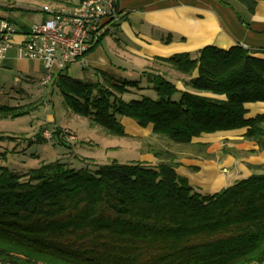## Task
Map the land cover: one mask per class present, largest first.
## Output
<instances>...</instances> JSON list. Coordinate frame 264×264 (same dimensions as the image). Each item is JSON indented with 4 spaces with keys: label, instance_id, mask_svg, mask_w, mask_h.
I'll list each match as a JSON object with an SVG mask.
<instances>
[{
    "label": "trees",
    "instance_id": "16d2710c",
    "mask_svg": "<svg viewBox=\"0 0 264 264\" xmlns=\"http://www.w3.org/2000/svg\"><path fill=\"white\" fill-rule=\"evenodd\" d=\"M237 1L250 14L264 2ZM155 62L182 76L184 89L153 70L142 74L147 88L106 73L86 83L64 71L53 85L71 113L109 135L127 136L126 118L185 146L202 135L246 129L244 139L264 149V114L246 118L245 109L264 102V58L256 51L207 46ZM146 89L156 98L123 99ZM33 109L0 105V119ZM176 167L135 162L103 176L58 162L22 174L0 166V263L264 264V173L205 194ZM256 169L264 171V164Z\"/></svg>",
    "mask_w": 264,
    "mask_h": 264
},
{
    "label": "crops",
    "instance_id": "0c3cea01",
    "mask_svg": "<svg viewBox=\"0 0 264 264\" xmlns=\"http://www.w3.org/2000/svg\"><path fill=\"white\" fill-rule=\"evenodd\" d=\"M41 1L25 0L21 7L0 4V23L7 21L19 34L28 33L34 25L49 19L43 11L44 6L74 10L82 0ZM118 3L122 13L120 20L108 23L105 35L87 54L86 65L73 62L63 70L71 77L75 75L74 79L97 83L102 81L101 73L121 80H131L137 74L140 83L147 82L143 72L153 70L164 74L160 69L168 70L165 65L155 62V58L195 54L207 46L222 50L240 46L256 51L257 56L264 58V2L257 4L248 22L240 20L231 7L219 0H118ZM31 16L38 18L30 25L22 21V18ZM169 36L172 40L166 43L164 40ZM21 41L20 36H15L7 57L0 59V74H12L13 82L17 83L41 81L44 64L21 57L18 48ZM77 63L81 65L82 72L77 70ZM176 85L184 89L180 81ZM11 88L17 87L13 85ZM245 109L246 118H254L264 114V102L247 103ZM47 118L49 122L55 121L51 116ZM121 122L124 128L142 129L135 136L152 134L151 128L143 129L130 119L123 118ZM245 133L246 129H239L193 139L191 145L186 146L193 151L186 150L172 158L177 163V174L200 192L215 194L236 181L264 173L256 169L264 164V149H259L254 141L244 139ZM225 141L227 145H222ZM203 152L211 157L201 155ZM140 162L151 166L158 163L149 155L142 156ZM231 170H234V175L229 178Z\"/></svg>",
    "mask_w": 264,
    "mask_h": 264
},
{
    "label": "rangeland",
    "instance_id": "374dc122",
    "mask_svg": "<svg viewBox=\"0 0 264 264\" xmlns=\"http://www.w3.org/2000/svg\"><path fill=\"white\" fill-rule=\"evenodd\" d=\"M24 1L0 0V4L21 7ZM219 1L231 7L244 22H248L250 13L239 1ZM39 2L42 1L39 0ZM37 18V16H31L22 18V21L30 25ZM80 64L77 65V70L82 72ZM160 70H163L171 81L178 82L180 78H183L169 69L161 68ZM73 77L75 78V75ZM139 79L137 74L131 78L134 81ZM144 83L147 84L142 81L140 85L146 87ZM13 85L17 88L12 89ZM142 95L156 98L154 90L146 89L125 94L123 99L125 101L136 100ZM178 98V95L174 97L175 100ZM0 105L34 107L30 114L14 119H0V166L21 174L37 169L43 164L58 162L67 164L76 171L87 167L91 171L98 170L101 175L106 176L117 174L113 173L116 171L112 169L113 166L130 167L135 162H140L142 156H153L158 163L162 161L175 163L173 157L180 156L186 150L193 151L190 147L175 144L157 135L135 136L142 129H134L130 126L125 127L130 137L109 135L88 119L71 113L65 107L62 95L53 85V79L45 87L39 80L30 83L13 82L12 74L1 73ZM48 116L53 117L55 121L49 122ZM58 130L61 131L60 134L55 135L54 133ZM45 131L49 132V138L44 136ZM71 136L75 139H71ZM226 143L223 142L222 145H227ZM201 155L211 157L206 152ZM233 175L234 170H231L228 177L231 178Z\"/></svg>",
    "mask_w": 264,
    "mask_h": 264
},
{
    "label": "built area",
    "instance_id": "2783aa9c",
    "mask_svg": "<svg viewBox=\"0 0 264 264\" xmlns=\"http://www.w3.org/2000/svg\"><path fill=\"white\" fill-rule=\"evenodd\" d=\"M43 11L49 19L34 25L28 33L19 34L7 21L0 23V59L7 57L13 39L20 36V56L44 64L41 83L45 87L69 64L79 62L85 66L87 54L105 35L108 23L122 16L118 0H82L74 10L44 6ZM44 136L49 138V132L45 131Z\"/></svg>",
    "mask_w": 264,
    "mask_h": 264
}]
</instances>
